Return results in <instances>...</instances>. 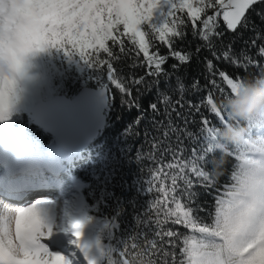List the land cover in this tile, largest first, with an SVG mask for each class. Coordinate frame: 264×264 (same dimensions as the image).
Segmentation results:
<instances>
[{
	"label": "snow or ice",
	"instance_id": "1",
	"mask_svg": "<svg viewBox=\"0 0 264 264\" xmlns=\"http://www.w3.org/2000/svg\"><path fill=\"white\" fill-rule=\"evenodd\" d=\"M261 2L264 0H196L194 6L193 0H0V120L7 118L14 103L17 80L23 76L30 54L55 48L62 50L67 56L78 57L90 68H95V64L106 63L108 77L112 79L115 71L113 65L100 60L93 63V57L91 54L86 55V50H102L113 57L114 52L107 43L111 41L118 46L120 53H127L130 49L125 48L123 37H128L137 52L142 53L144 65L147 66L145 76L157 78L151 84L146 82L145 76L134 78L132 82L150 88L153 84L158 85L160 75H167L162 66L170 57L181 64L188 63L191 59L192 53L174 49V41L187 35L182 30L184 20L177 16L178 12L187 10L194 35L210 42L213 35H223L216 31L219 27L218 19L222 18L228 31L235 32L239 26L248 25L247 13ZM206 10H211V14ZM257 15L264 20V10ZM198 21L202 25L200 28H197ZM153 40L166 47L168 54L162 55L158 47L155 51H150L154 47ZM209 49L211 50L210 44ZM200 51L201 47L197 46L195 54ZM212 55L215 59L229 61L246 70L252 67L264 68V65L258 64L251 56H232L227 49L219 55L213 51ZM258 55L264 58V45L258 48ZM205 63L207 71L217 74L227 85L230 94H225V89L213 78L209 84L218 90L219 101L209 91L206 97L201 98L200 103L187 101L185 112L178 111L173 106L172 111L176 113L177 120L183 122L182 125L174 123L171 112L167 111V125L164 121L153 120L155 130L160 132L162 127L163 134L161 138L152 137V147L164 145L161 156L170 153L173 157L167 165L168 168L176 169L171 176V192L175 193L179 187L178 180L183 181L184 189L180 195L186 196L190 202L196 195L191 190L195 185L190 175H194L197 181H202L201 186L208 187L213 182V174L224 166L223 156L228 153L229 145L226 149H219L217 145L218 132L228 120L222 104L227 96L249 80L232 77L224 71L217 72L212 60L206 59ZM172 68L175 70L178 65L173 64ZM192 87L194 90H201L198 80L193 82ZM179 89L183 91L182 83L179 84ZM176 103L181 109L185 108L184 103ZM151 108L156 111L157 105L153 103ZM204 108L215 117L216 123L203 114ZM195 116H199V121L194 119ZM192 123H199L198 132L206 134L209 139L206 151L194 146L191 158L186 159L184 140L199 143L197 134L189 129ZM248 127L249 139L242 144L248 146L251 154L243 159L239 171L233 175L235 182L228 198L217 201L214 222L211 225H198L192 207L178 202L176 195L171 196L175 208H167L163 213L165 220L155 222L157 225L171 223L190 231L195 230L203 241H208L201 242L197 238L187 237L179 241V264H184L185 258L187 264H264V126L249 124ZM145 136H148L147 132ZM172 136L175 137L174 140L171 139ZM217 152L220 153L219 156L216 155ZM164 175L167 176V173ZM158 191L164 195L167 204L169 190L161 185ZM43 212L37 202L9 213L8 226L0 229V264H72L64 254L52 252L47 246L46 241L50 238L52 229L45 223ZM13 220L14 234L10 227ZM144 227L152 229L153 222L147 221ZM181 235L173 229L157 230L155 236L160 238L159 242L153 240L149 248L151 257L162 259L154 261L150 257L147 264H169L170 257L171 264H177L175 248L178 241L174 238ZM74 236L73 243L78 246L81 232H75ZM114 252L113 248L102 250V264H137L136 254H131L129 258L128 251H120V259L116 261L112 255ZM143 255L147 256L149 253L145 251ZM90 264H101V260L92 259Z\"/></svg>",
	"mask_w": 264,
	"mask_h": 264
},
{
	"label": "trees",
	"instance_id": "2",
	"mask_svg": "<svg viewBox=\"0 0 264 264\" xmlns=\"http://www.w3.org/2000/svg\"><path fill=\"white\" fill-rule=\"evenodd\" d=\"M262 10L264 2L255 5L247 13L248 25L239 26L235 32L228 31L222 18L218 19L219 27L216 31L222 32L223 35H213L210 42L194 35L187 10L178 12L177 16L184 20L182 30L186 31L187 35L174 41V49L192 53L191 59L188 63L181 64L177 59L170 57L162 66L167 75H160L158 85L153 84L150 88L132 82L134 78L145 76L147 66L144 65L142 53L137 52L128 37H123L125 48L130 49L127 53H120L118 46L113 45L111 41L107 43L114 52L113 57H109L102 50L86 51V55L91 54L93 57V63L100 60L113 65L115 71L112 79L108 77L106 63L95 64V68H90L80 60L76 66L70 68L62 50L52 48L30 54L26 60L24 74L17 80L14 103L7 118L0 120V181L19 182L26 186L46 181V160L49 157L51 137L43 134L32 123V108L37 101H48L56 95L73 98L82 88L99 89L109 84V104L105 112L104 128L87 150L73 154L60 150L63 155L58 161L59 168L76 184L86 214L85 222L90 224L88 235L97 241L103 250L115 249L112 254L114 260L119 261L120 251H128L129 258L131 254L138 256L137 264H147L151 257L149 245L153 240L158 243L160 239L155 236V232L173 229L182 234L174 238L178 241L175 259L179 264V241L185 237L197 238L201 242L208 241H203L195 230L190 231L171 223H155L157 220H165L163 213L167 208H175L171 196L176 195L178 202L192 207L198 225H211L215 219L217 201L228 198L235 182L233 175L239 171L243 159L251 153L247 145H229L228 153L223 156L224 166L213 174V182L208 187L201 186L203 182L190 175L195 185L191 190L196 193L194 200L190 202L186 196L180 195L184 189L183 181L178 180L179 187L175 193L171 192V176L176 169L167 167L173 159L170 153L161 156L164 145L159 148L152 147V137L161 138L163 134L162 127L160 132L155 130L153 120L164 121L167 125V111L171 112L174 123L182 125L183 122L177 120L176 113L172 111L173 106L178 111L185 112L187 101L200 103L201 98L206 97L209 91L219 101L218 90L209 84L213 78L225 89V94H230L227 85L219 76L207 71L206 59L213 61L217 72L224 71L232 77L251 79L264 74V68L252 67L246 70L229 61L215 59L212 55L213 51L219 55L227 49L232 56H251L258 64L264 65V58L258 55V48L264 45V20L257 15ZM206 12L211 14V10ZM200 27L202 25L198 21L197 28ZM120 30H123L122 26ZM153 44L154 47L150 51H155L158 47L162 55L168 54L166 47L154 40ZM197 46L201 47V51L195 54ZM134 64L136 66H133ZM173 64H177L178 68L174 70ZM156 79L154 76H145L149 84ZM196 80L201 88L199 91L192 87ZM181 83L184 85L182 92L179 89ZM177 101L184 103L185 108L181 109ZM153 103L157 105L156 111L151 108ZM203 114L216 123L215 117L207 108L203 109ZM194 119L199 121V116ZM199 126V123L189 125V129L197 134L199 143L184 140L186 159L191 158L194 146L206 151L209 138L206 134L198 132ZM171 139L174 140L175 137L172 136ZM216 155L219 156L220 153L217 152ZM164 173H167V176ZM161 185L169 190L167 204L164 195L158 191ZM149 220L153 222L152 229L144 227ZM164 239L167 240V237ZM133 245L136 247L133 248ZM145 251L149 255H143ZM151 258L154 261L162 259ZM171 260L170 257L169 264ZM184 264H187L186 258Z\"/></svg>",
	"mask_w": 264,
	"mask_h": 264
},
{
	"label": "rangeland",
	"instance_id": "3",
	"mask_svg": "<svg viewBox=\"0 0 264 264\" xmlns=\"http://www.w3.org/2000/svg\"><path fill=\"white\" fill-rule=\"evenodd\" d=\"M196 0H193L195 6ZM92 49H87L89 51ZM67 65L72 68L80 61L76 56L64 54ZM49 157L46 160V181L34 186H26L19 182L0 181V229L5 226L7 208H4L3 200H8L21 207H28L32 203H39L43 208L45 223L52 229L50 238L46 241L52 252H60L72 261V264H90L92 259L100 258L102 246L90 237L86 223V214L83 208L80 194L76 184L61 172L58 161L62 152L54 144L51 138L48 149ZM2 172L4 169L2 168ZM12 177V175H10ZM14 234L15 223L10 226ZM81 232L78 246L73 243L74 233ZM2 234V233H0ZM99 244V247H97ZM88 257V259H85Z\"/></svg>",
	"mask_w": 264,
	"mask_h": 264
},
{
	"label": "water",
	"instance_id": "4",
	"mask_svg": "<svg viewBox=\"0 0 264 264\" xmlns=\"http://www.w3.org/2000/svg\"><path fill=\"white\" fill-rule=\"evenodd\" d=\"M108 104L109 84L99 89L85 87L73 98L56 95L48 101H37L32 108V123L53 138L60 150L79 153L87 150L104 128Z\"/></svg>",
	"mask_w": 264,
	"mask_h": 264
},
{
	"label": "clouds",
	"instance_id": "5",
	"mask_svg": "<svg viewBox=\"0 0 264 264\" xmlns=\"http://www.w3.org/2000/svg\"><path fill=\"white\" fill-rule=\"evenodd\" d=\"M222 108L228 120L217 135L219 149L244 143L249 139V124L264 126V75L243 82L225 98Z\"/></svg>",
	"mask_w": 264,
	"mask_h": 264
},
{
	"label": "bare ground",
	"instance_id": "6",
	"mask_svg": "<svg viewBox=\"0 0 264 264\" xmlns=\"http://www.w3.org/2000/svg\"><path fill=\"white\" fill-rule=\"evenodd\" d=\"M1 200V199H0ZM2 201V200H1ZM3 205H4V208H7V215L5 216V226L7 227L8 226V215L11 211L21 207L20 205L18 204H15L13 202H9L8 200H3ZM12 225V221H11V224L10 226Z\"/></svg>",
	"mask_w": 264,
	"mask_h": 264
}]
</instances>
